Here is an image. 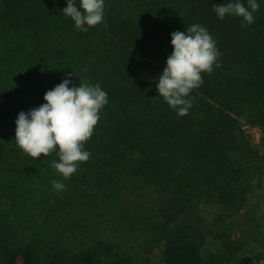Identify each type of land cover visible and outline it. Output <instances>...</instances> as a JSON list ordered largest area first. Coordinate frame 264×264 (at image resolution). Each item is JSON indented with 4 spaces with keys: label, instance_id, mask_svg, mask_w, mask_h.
<instances>
[{
    "label": "trees",
    "instance_id": "16d2710c",
    "mask_svg": "<svg viewBox=\"0 0 264 264\" xmlns=\"http://www.w3.org/2000/svg\"><path fill=\"white\" fill-rule=\"evenodd\" d=\"M212 3L223 0H105V23L82 32L61 12L66 0H0V264H150L157 245L163 264H256L235 231L218 234L223 248L211 251L194 218L217 222L221 209L238 220L264 206V0L243 25L218 19ZM193 23L212 35L219 63L178 116L154 78L170 33ZM72 71L108 103L84 142L89 159L64 179L51 166L55 151L32 158L17 146L14 121ZM54 179L66 187L54 190ZM90 221L117 234L129 256L60 232Z\"/></svg>",
    "mask_w": 264,
    "mask_h": 264
},
{
    "label": "clouds",
    "instance_id": "9594fccd",
    "mask_svg": "<svg viewBox=\"0 0 264 264\" xmlns=\"http://www.w3.org/2000/svg\"><path fill=\"white\" fill-rule=\"evenodd\" d=\"M261 0H223L212 3L218 19L226 15L242 18L243 24L254 22L253 13ZM105 0H66L61 12L70 17L78 31L87 32L89 26L105 23ZM172 51L165 66L155 79L157 95L161 96L178 116L186 115L193 106L192 90L203 83L202 73L212 72L219 63L220 52L208 29L193 23L184 31L170 33ZM72 72L65 73L61 82L44 93V103L27 112L20 111L14 121V140L32 158L55 151L58 160L51 166L68 179L80 162L87 161L90 152L85 148L100 118V110L108 103V94L101 86L90 82H73ZM71 85V86H70ZM54 190H63L61 180H52Z\"/></svg>",
    "mask_w": 264,
    "mask_h": 264
},
{
    "label": "rangeland",
    "instance_id": "374dc122",
    "mask_svg": "<svg viewBox=\"0 0 264 264\" xmlns=\"http://www.w3.org/2000/svg\"><path fill=\"white\" fill-rule=\"evenodd\" d=\"M243 130L250 134L252 132L253 134H250L251 137L255 142H257V134H255V131L253 132V129H255L254 126H250L246 123H243ZM260 202L264 204V195H260ZM221 210V209H220ZM219 209H216L217 213H214L218 215V221L216 222V218L214 217V222H212L211 217H203V214L201 215V211H199L197 214H195L194 218L196 221V225H201V227L204 229L202 230L205 232L206 230L209 231L206 235V241H207V247L211 249V251L215 252V250H219L223 248V243L220 242L221 238H217L218 234L225 233L230 235L233 231H235L239 236H244V244L243 246V252L244 254H247L248 256L252 257L256 264H264V206L261 208L253 209L247 212H244L243 215L239 216L236 220H234V217L229 219L226 216L222 215V212ZM209 212V211H207ZM200 215V216H199ZM220 218V219H219ZM209 221L212 225H206L205 222ZM92 225L90 227H87L86 230L82 229V227L78 226V230L72 231L69 226L63 227L62 231H60L64 238L71 239L72 242L76 243L83 242L84 244H88L92 241H105L114 248V253L118 254L117 250H121V255L129 256L126 254V250L124 249L123 243L118 239L117 234L112 232L111 229H108L107 231H104L106 235H102V231H96L94 226V221H90ZM107 225V224H105ZM240 228V229H239ZM239 229V230H238ZM238 230V231H237ZM241 232V233H239ZM139 237V236H137ZM142 239V237H140ZM241 239V237H239ZM140 241V240H139ZM144 242V240L142 241ZM226 242V240H225ZM136 246L134 243L129 244V246ZM138 248V246H137ZM161 246L157 245L154 247L153 251L148 255L150 264H163L161 260ZM120 256H116V259L123 258ZM139 255H143L141 248L139 249ZM207 254H205V258H207ZM136 260V259H135ZM39 264V263H38Z\"/></svg>",
    "mask_w": 264,
    "mask_h": 264
},
{
    "label": "built area",
    "instance_id": "2783aa9c",
    "mask_svg": "<svg viewBox=\"0 0 264 264\" xmlns=\"http://www.w3.org/2000/svg\"><path fill=\"white\" fill-rule=\"evenodd\" d=\"M254 131H255V134H257V136H258L259 133L256 131V129H254L253 132H254Z\"/></svg>",
    "mask_w": 264,
    "mask_h": 264
}]
</instances>
